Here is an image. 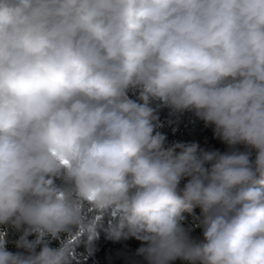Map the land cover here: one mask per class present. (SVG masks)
Segmentation results:
<instances>
[{"label":"clouds","instance_id":"9594fccd","mask_svg":"<svg viewBox=\"0 0 264 264\" xmlns=\"http://www.w3.org/2000/svg\"><path fill=\"white\" fill-rule=\"evenodd\" d=\"M164 109L226 150L169 142ZM9 224L0 264H72L100 230L135 264H264V0H0Z\"/></svg>","mask_w":264,"mask_h":264},{"label":"trees","instance_id":"16d2710c","mask_svg":"<svg viewBox=\"0 0 264 264\" xmlns=\"http://www.w3.org/2000/svg\"><path fill=\"white\" fill-rule=\"evenodd\" d=\"M160 116L163 127L159 130L166 134L169 142H197L202 147L206 146L221 151L226 150V145L213 138L212 129L210 127L206 128L204 122L199 120L194 112L188 111L178 117H169L168 110L164 109L161 110ZM169 119H172L174 122L168 123L167 121ZM90 211H94V209ZM183 215L185 216V220L183 221L184 226L191 229L194 237H201L202 230L197 227V224L202 220L200 209L197 208L194 213H184ZM109 222L117 223L118 217L113 216L112 213L109 212L104 217L105 226H107ZM0 229L7 233L6 240L8 250L14 251L15 247L13 241L18 238L17 231L10 224L0 225ZM71 242L74 243L75 256L72 260V264H135L136 260L139 259L134 256V253L141 242L135 238L113 242L106 238V234L103 230H100L99 237L92 243V247L95 248L92 254H89L87 234L81 235L78 240H76V236H73ZM60 243V240H52L50 246L54 248L59 247ZM37 251H39V248ZM175 264H186V262L177 260Z\"/></svg>","mask_w":264,"mask_h":264}]
</instances>
